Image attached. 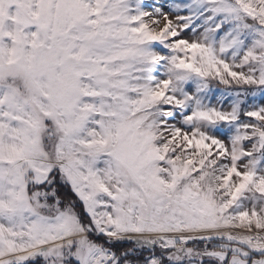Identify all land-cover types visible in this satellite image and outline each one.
Returning <instances> with one entry per match:
<instances>
[{"label": "snow or ice", "instance_id": "6c2138e0", "mask_svg": "<svg viewBox=\"0 0 264 264\" xmlns=\"http://www.w3.org/2000/svg\"><path fill=\"white\" fill-rule=\"evenodd\" d=\"M0 264H264V0H0Z\"/></svg>", "mask_w": 264, "mask_h": 264}]
</instances>
